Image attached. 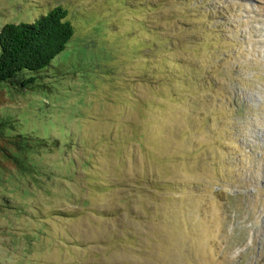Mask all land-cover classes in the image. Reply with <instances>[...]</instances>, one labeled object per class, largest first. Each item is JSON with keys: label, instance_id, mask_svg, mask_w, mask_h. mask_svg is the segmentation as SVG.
Returning <instances> with one entry per match:
<instances>
[{"label": "rangeland", "instance_id": "1", "mask_svg": "<svg viewBox=\"0 0 264 264\" xmlns=\"http://www.w3.org/2000/svg\"><path fill=\"white\" fill-rule=\"evenodd\" d=\"M74 35L0 83V264H264V0H0ZM10 147L8 146V149Z\"/></svg>", "mask_w": 264, "mask_h": 264}, {"label": "trees", "instance_id": "2", "mask_svg": "<svg viewBox=\"0 0 264 264\" xmlns=\"http://www.w3.org/2000/svg\"><path fill=\"white\" fill-rule=\"evenodd\" d=\"M67 16V10L57 6L34 22L3 25L0 30V83L16 81L25 70L39 72L49 67L74 35ZM34 80V76H24L16 82L25 88ZM41 140L22 134L7 136L0 133V142H4L2 152L17 167L22 155L27 157L34 148L46 144Z\"/></svg>", "mask_w": 264, "mask_h": 264}]
</instances>
